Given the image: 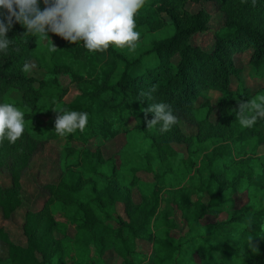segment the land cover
I'll return each instance as SVG.
<instances>
[{
    "label": "trees",
    "instance_id": "16d2710c",
    "mask_svg": "<svg viewBox=\"0 0 264 264\" xmlns=\"http://www.w3.org/2000/svg\"><path fill=\"white\" fill-rule=\"evenodd\" d=\"M154 1L146 0L135 16L140 39L134 50L110 46L92 53L66 40L55 51H49L51 46L40 50L39 36L19 23L8 32L11 44L0 53V103L25 112V132L15 144L0 143V155L22 150L24 171L26 162L61 138L54 129L57 108L88 113L83 132L63 137L67 145L120 133L126 134V145L120 164L115 157L65 146L58 155V181L43 185V203H32L24 212V243L0 227V243L6 246L0 264H44L47 255L62 251L77 258L74 264H109L103 255L109 247L119 264H264V156L254 157L264 146V120L243 128L234 111L237 101L264 95V0H167L159 7ZM210 1L222 11L223 24L213 34L212 48L204 50L192 41L209 29V15L204 9L190 12L186 5ZM168 27L167 35L157 34ZM153 33L157 37L145 42ZM240 53L248 54L249 77L263 81L258 89L241 78L235 60ZM33 60L48 77L23 71ZM83 62L95 77L79 73L75 64ZM60 75L79 86L71 102L63 100L67 89L56 81ZM156 102L168 103L178 116L168 132L147 127L154 114L142 109ZM187 111L196 116L195 137L178 131ZM216 111L225 116L223 126L209 119ZM173 143H188L185 157ZM243 147H250L253 156L233 158L234 149ZM139 172L152 180L141 179ZM20 175L12 172L11 186L0 193L6 221L24 205ZM134 189L140 193L138 202L132 200ZM238 194L246 198L240 207ZM118 203L123 215L117 213ZM56 214L74 226L72 238H51L59 225ZM176 215L184 223L178 236L173 235ZM141 243L150 245L149 256ZM92 249L98 261L90 257Z\"/></svg>",
    "mask_w": 264,
    "mask_h": 264
},
{
    "label": "clouds",
    "instance_id": "9594fccd",
    "mask_svg": "<svg viewBox=\"0 0 264 264\" xmlns=\"http://www.w3.org/2000/svg\"><path fill=\"white\" fill-rule=\"evenodd\" d=\"M145 3L146 0H0V53L9 49L11 40L7 34L16 23L44 43L50 40L49 33H54L68 42L82 43L92 53H103L110 46L134 50L140 39L135 16ZM55 50L51 42L49 51ZM30 69L26 62L23 71ZM54 110L58 113L54 121L58 137L77 130L83 132L88 125L87 112ZM142 110L154 114L147 120V127H158L161 133L178 123V116L168 103H152ZM234 111L241 127H254L258 120H264V95L237 101ZM24 132L25 112L13 103H0V143L7 140L15 144ZM251 242L252 237L249 244L257 251Z\"/></svg>",
    "mask_w": 264,
    "mask_h": 264
},
{
    "label": "rangeland",
    "instance_id": "374dc122",
    "mask_svg": "<svg viewBox=\"0 0 264 264\" xmlns=\"http://www.w3.org/2000/svg\"><path fill=\"white\" fill-rule=\"evenodd\" d=\"M167 0H155V6L159 7L162 4H165ZM186 9L190 12H197L200 9H204L207 11L209 15V29L203 33L197 34L193 38V43L200 46L204 50H210L213 45V34L214 32L223 24V13L220 11L214 2H204L201 5H197L194 3H187ZM162 15L165 17L167 23H169L168 18L164 13ZM169 33V27L166 28L163 32L157 34L167 35ZM50 40L47 43H44L38 37V48L40 50H44L51 46L52 44L56 48H60L65 40L54 33H49ZM157 35L155 33L148 36L144 41L146 42L149 39L155 38ZM143 40V39H142ZM128 50V48H125ZM247 53L237 54L235 60L237 65L242 68L243 72L241 74V78L247 82L249 86L252 88L258 89L263 85L262 80H257L255 78H250L248 75V67L246 65L247 62ZM85 62L75 64L79 73L83 76L90 78L95 77V75H90L88 72L89 67L85 68L83 66ZM31 69L26 74L28 76L36 77V78H46L48 75L45 73V70L39 67V63L36 60L31 61L30 63ZM56 81L62 87L67 89V92L63 98L65 102H71L75 99L76 96L80 94L79 86L71 81V78L68 75H60ZM15 99H20L21 94L18 91H13L12 93ZM217 99V94H213L211 102H215ZM205 115L202 114L201 117ZM225 116H220L219 113L212 112L209 119L212 120L215 124H221ZM196 116L192 111H187L185 116L179 123L178 131L186 136V137H195L198 134V128L195 124ZM223 126V125H222ZM64 138H59L57 140L50 141L43 152L37 154L33 160L29 161L27 164V168L24 171H21L20 166L25 163V157L22 150L16 151L10 154H1L0 155V193L3 189L10 187L12 184V172H19L20 175V183L22 184V194L24 199V205L20 207L17 212H15L11 218V220L6 221L2 217V213L0 211V227L3 226L5 230H10L12 233V237L14 240L24 243L25 238L22 232V220L23 215L27 207H32V203L37 207L43 203L44 194L42 193L41 187L45 184H49L52 182H57L59 176L62 171V164L58 162V155L64 151L65 146H71L77 150L88 149L91 152H98L104 158L115 157L118 164H120V153L126 145V134L120 133L113 136L108 137H100L96 136L85 143H80L76 140L69 142ZM174 148L177 152L185 157L188 152V143H173ZM239 152V153H238ZM254 157H262L264 156V146L259 147L257 153L254 152ZM251 152V148L243 147L242 150L235 148L233 151V158L239 160L241 158H246L248 156H253ZM229 160V158H227ZM139 176L141 179L145 181H151L152 178L150 174L146 172H139ZM140 193L138 190L134 189L132 191V200L138 202L140 199ZM246 201L245 195L238 194L236 196V205L240 207ZM125 211V210H124ZM117 213L123 215V204H117ZM225 215H219V218H224ZM54 219L59 225L52 231L51 238L56 240H62L63 238H72L75 234V229L73 225H68L67 220L63 219L62 214L54 215ZM213 218H208L211 221ZM176 221L178 223V228L173 231V235L178 236L184 232V223L179 215H176ZM48 237L50 238L49 234ZM142 250L146 252L147 256L150 255L151 248L149 244L141 243L140 244ZM6 246L0 243V253L5 252ZM96 250L92 249L91 258L95 260L98 259V255L95 253ZM4 254V253H3ZM104 258L107 260L109 264H119L120 258L115 253V251L109 247V249H105ZM77 260L75 256L66 255V251H62L60 255L54 254L51 257L47 255V261L44 264H74Z\"/></svg>",
    "mask_w": 264,
    "mask_h": 264
},
{
    "label": "crops",
    "instance_id": "0c3cea01",
    "mask_svg": "<svg viewBox=\"0 0 264 264\" xmlns=\"http://www.w3.org/2000/svg\"><path fill=\"white\" fill-rule=\"evenodd\" d=\"M31 63V62H30Z\"/></svg>",
    "mask_w": 264,
    "mask_h": 264
}]
</instances>
